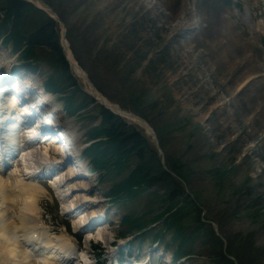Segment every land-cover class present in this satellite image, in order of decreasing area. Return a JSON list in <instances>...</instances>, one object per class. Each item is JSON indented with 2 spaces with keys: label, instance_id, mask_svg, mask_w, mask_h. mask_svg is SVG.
Masks as SVG:
<instances>
[{
  "label": "rangeland",
  "instance_id": "rangeland-1",
  "mask_svg": "<svg viewBox=\"0 0 264 264\" xmlns=\"http://www.w3.org/2000/svg\"><path fill=\"white\" fill-rule=\"evenodd\" d=\"M41 3L62 22L68 49L96 90L110 103L143 118L156 134L165 166L166 160L177 161L186 177L183 180L177 175L179 180L172 173L166 184L150 187L120 206L121 202L111 204L104 195L128 175L136 159L132 158L121 173L100 182L93 173L92 198L99 203L90 210L97 215L105 212L109 218L98 232L105 234L111 244L125 228L118 226L120 217L131 214L149 218L162 212L167 203L161 199L168 186L173 188L170 181L176 179L198 202L201 220L212 222L225 247L233 246V253L243 264H264V0ZM28 4L32 7L25 28L32 31L48 15ZM56 24L60 44L61 26ZM37 56V77L31 81L22 72L18 75L31 81L35 91L40 90V83L54 68L56 59L44 46L37 49ZM15 57L9 47L0 46V69H12ZM74 78L79 89L74 92L72 104L77 106L89 99L83 94L85 85ZM54 101L57 107L62 104L58 99ZM97 109L98 105L93 104L87 111L95 115ZM58 114L66 115L63 109ZM94 121L88 117L69 118L70 130L79 136L77 144H84L86 128ZM127 127L141 131L156 152L150 136L139 126ZM49 193L47 189L37 200L44 222L53 234L64 229L72 235L71 223L58 215L53 201L47 200ZM91 212L88 213L93 216ZM188 218L185 224L192 229L197 224L193 211ZM150 226L143 240L128 237L132 243L129 252L136 261L150 256L153 264H164L160 254H171L177 242L164 250L170 236L166 232L161 241L152 245L151 233L157 232L162 223ZM76 241L87 256L95 255L97 262L109 258L106 240L93 239L87 245L80 235ZM149 247L153 250L149 251ZM192 251L191 256L176 264H217L224 253L223 244L208 226L200 231ZM90 260L93 261L91 257Z\"/></svg>",
  "mask_w": 264,
  "mask_h": 264
},
{
  "label": "trees",
  "instance_id": "trees-1",
  "mask_svg": "<svg viewBox=\"0 0 264 264\" xmlns=\"http://www.w3.org/2000/svg\"><path fill=\"white\" fill-rule=\"evenodd\" d=\"M31 7L22 0H0V36H4V44L10 42L12 49L19 53V60L22 63L25 62L23 65L29 69H31L29 62H38V48L44 46L48 49L50 56H56L53 74L46 80L45 87L50 91L66 93L63 100L67 111L84 116V113L79 111L87 107L85 104L81 102L75 107L71 105L74 92L79 87L64 59L59 44L57 24L45 17L41 23L36 24L34 30L27 31L25 22ZM92 103L93 100L88 102V104ZM97 116L100 117V123L89 128L87 132V141H96L86 148L84 154L89 158L92 169L100 172L101 180H105L109 175L121 173L129 167L132 158L136 159L135 166L128 175L116 182L108 191L107 197L112 202H121L122 206L124 202L132 200L150 187L166 184L167 179L172 177V173L186 180L182 165H179L177 161L166 160L168 168L167 170L162 168L155 150L148 146L147 139L141 131L135 128L128 129L120 118L112 115L102 106L98 107ZM89 117L95 118L92 115ZM221 176L218 174V177ZM170 185L173 188L168 186L169 190L161 199L162 202L167 203L165 209L149 218L127 214L122 218L121 224L125 230L121 236L135 231L143 239L149 233L150 225L161 222L162 227L151 234V241H161L166 232H170L169 242H166L164 247L177 242L171 254L174 259H179L193 254L192 246L203 228L208 226L212 232L213 230L209 224L201 220L202 211L198 202L183 190L181 183L175 179L170 181ZM192 211L197 224L190 229L186 226L185 219L186 221L189 219L188 215ZM213 235H215L214 232ZM217 241L223 244L218 237ZM233 252V246L228 245L225 253L235 258L238 264H243ZM226 254L221 252L216 261L217 264H234Z\"/></svg>",
  "mask_w": 264,
  "mask_h": 264
},
{
  "label": "bare ground",
  "instance_id": "bare-ground-1",
  "mask_svg": "<svg viewBox=\"0 0 264 264\" xmlns=\"http://www.w3.org/2000/svg\"><path fill=\"white\" fill-rule=\"evenodd\" d=\"M68 57L72 59L73 56L68 52ZM73 61L75 62V60ZM87 86L90 88V84ZM17 87L22 88V86ZM36 100L39 101V99ZM42 101L41 98L40 104L34 105L32 103L34 114L41 110L44 111L41 107L44 105L41 103ZM8 102H12V105L7 106L0 103V115L4 111H11L10 108L15 106V99L8 100ZM45 112L49 114V112ZM12 119L10 126H16L14 118ZM126 120L135 123L134 118H126ZM54 122L56 121L54 120ZM62 129H58L59 136L54 135L55 129H53L45 139L47 142L51 141L47 144L37 142V139L31 135L35 132V128L26 129L27 131L21 133L19 137L3 131L0 137V154L5 153L3 156L5 158L0 156V264H61L69 259L72 264H74V261L77 262L76 259L71 260L76 252L71 238L65 234H48L38 220L40 213L37 200L45 192L37 180L38 176H41L44 172L41 167L46 161H54L56 157L61 155L58 138L63 134H66L65 137L72 145L76 147L79 145L77 144L79 136L73 130H70L69 126ZM22 137L23 139H21ZM19 144L29 147L19 150ZM13 152L18 154L16 161L15 159H8L9 154ZM5 161L6 164L3 163ZM6 166L8 167L5 168ZM44 170L46 171V168ZM51 170L52 166L49 165V171ZM78 171L84 172L85 170ZM54 176V180L51 179L50 183L57 187L56 192L59 198L65 199L64 210L67 213L77 212V215H74L75 223L82 225L87 222L85 227H81L82 229L90 226V222L92 223L99 214L91 212L86 203L85 194H87V190L85 189H87L86 182L88 180L84 177H75L73 180L62 183V187H58L60 179H65L66 175L55 174ZM81 202L84 203L80 204ZM76 205H79V207L77 208ZM80 209H83L86 214L80 212ZM88 212L94 215L92 216ZM70 216H73V214ZM91 229L94 230V228ZM86 233V241L89 238L109 241L106 237L104 238L105 234L101 232L93 234L92 231H89V233ZM78 255L81 261L91 264L88 262L87 252L82 251Z\"/></svg>",
  "mask_w": 264,
  "mask_h": 264
},
{
  "label": "water",
  "instance_id": "water-1",
  "mask_svg": "<svg viewBox=\"0 0 264 264\" xmlns=\"http://www.w3.org/2000/svg\"><path fill=\"white\" fill-rule=\"evenodd\" d=\"M37 3H39V0L36 1ZM40 9H42L43 11H49L50 13H48V15H50L51 18H53L55 21L59 22L62 26V23L60 22L59 18L56 16V14H54L50 7H46V9L41 8L39 6ZM61 46L65 55L66 60L68 61L70 67L72 68V70L74 71V73L78 76V78L86 84V86L88 84H90V88L88 87L87 92L89 91L90 95L92 96L93 99H95L96 102H99L104 108H106L107 110H109L110 112H112V114L119 116V117H126V118H134L135 119V123H137L144 131L145 133H147L150 138L151 141L153 142L157 152L160 154L161 158H162V165L164 166V159H163V152L160 148L159 145V141L156 137L155 132L153 131V129L148 125V123L145 122L144 119H142L140 116L132 114V113H127L125 111H123L122 109H120L117 105L111 104L110 102H108L101 94H99L96 90V88L93 86V84L89 81L86 73L84 72V70L76 64V62H74L72 59H70L68 57V43L66 42L65 39V29L62 27L61 29ZM68 51V52H67ZM70 53V52H69ZM81 74V76H80ZM114 108V109H113Z\"/></svg>",
  "mask_w": 264,
  "mask_h": 264
}]
</instances>
